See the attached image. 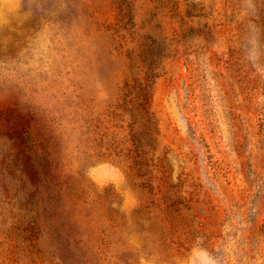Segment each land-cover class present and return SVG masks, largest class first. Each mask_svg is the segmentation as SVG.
<instances>
[{
    "label": "rangeland",
    "instance_id": "1",
    "mask_svg": "<svg viewBox=\"0 0 264 264\" xmlns=\"http://www.w3.org/2000/svg\"><path fill=\"white\" fill-rule=\"evenodd\" d=\"M0 264H264V0H0Z\"/></svg>",
    "mask_w": 264,
    "mask_h": 264
},
{
    "label": "clouds",
    "instance_id": "2",
    "mask_svg": "<svg viewBox=\"0 0 264 264\" xmlns=\"http://www.w3.org/2000/svg\"><path fill=\"white\" fill-rule=\"evenodd\" d=\"M0 87L10 89L20 98H27L29 102L39 108L51 111L53 115L64 114V108L72 106L67 97L61 100L55 93L51 98L45 99L40 83L30 75L27 60L24 58L14 60L10 64L0 61Z\"/></svg>",
    "mask_w": 264,
    "mask_h": 264
}]
</instances>
